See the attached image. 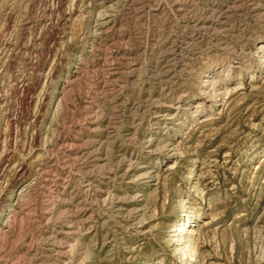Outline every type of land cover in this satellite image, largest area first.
Wrapping results in <instances>:
<instances>
[{"label":"rangeland","instance_id":"374dc122","mask_svg":"<svg viewBox=\"0 0 264 264\" xmlns=\"http://www.w3.org/2000/svg\"><path fill=\"white\" fill-rule=\"evenodd\" d=\"M95 1L0 0V264H264V0Z\"/></svg>","mask_w":264,"mask_h":264},{"label":"bare ground","instance_id":"6f19581e","mask_svg":"<svg viewBox=\"0 0 264 264\" xmlns=\"http://www.w3.org/2000/svg\"><path fill=\"white\" fill-rule=\"evenodd\" d=\"M97 1V0H96ZM95 1V2H96ZM95 2L93 3V4H95ZM101 3V2H100ZM142 3V2H141ZM92 4V5H93ZM102 6V8L104 7L103 6V4L102 5H100V6H98V7H101ZM112 8H116V7H114V6H110V7H107L104 11H102L101 13H99V15H98V19H97V24L96 25H98V26H100V25H107V24H109L110 23V19H111V12H110V9L111 10H113ZM100 21H102L101 23H100ZM97 26V27H98ZM95 33V32H94ZM95 37V36H94ZM259 50H264V46H262V47H260L259 48ZM70 83V82H69ZM50 145V144H49ZM49 149H47V151H48ZM48 154V153H47ZM17 166V168H18V170H21L23 167H22V164H18V165H16ZM16 168V167H15ZM24 169V168H23ZM22 172V171H21ZM48 174V173H47ZM11 182V181H10ZM35 183H36V180H35ZM28 184V183H27ZM26 184V185H27ZM30 184H28L27 186H29ZM33 186H34V183H33ZM31 187V186H30ZM30 187H29V190H30ZM27 188H26V186L24 185V187L22 188V189H20V191L19 192H14V191H12V193L9 195V199H10V201L11 200H14V202L13 203H11L10 204V201L8 202L9 203V209L8 210H5L4 212H3V216H4V220L3 221H1L0 222V235L1 234H3L5 231H6V229L8 228V226H10L9 224H10V220L11 219H13L15 216H17V215H15V212H16V208H17V206L19 205V202H20V200H21V198H23V195H24V193H25V190H26ZM33 189V188H32ZM28 191V190H27ZM1 194H2V192H1ZM27 194V193H26ZM3 196L4 195H0V200H2V198H3ZM25 196H27V195H25ZM25 198V197H24ZM7 199V198H6ZM3 202V201H2ZM24 202V201H23ZM22 203V202H21ZM51 203V202H50ZM20 205H23L24 206V204L22 203V204H20ZM19 207V206H18ZM28 207V206H27ZM21 208V207H20ZM22 208H24V207H22ZM22 210V209H21ZM18 211V210H17ZM16 214H17V212H16ZM29 214V213H28ZM15 219V218H14ZM12 222V221H11ZM183 224L185 225H187V224H190L189 223V219H187V221L185 222H183ZM182 224V225H183ZM73 226V225H72ZM181 227L182 226H180V228H178L179 229V231H180V229H181ZM189 233H191V232H189ZM5 235V234H4ZM55 236V235H54ZM180 240V239H179ZM189 241V240H188ZM185 245V244H184ZM185 247V246H184ZM187 248H189V246L187 247ZM180 250V249H179ZM191 251L192 252H195V249L194 248H192L191 249ZM189 260L190 261H195L196 262V264L198 263L197 262V259L195 258V259H193V258H189ZM191 264V263H190ZM199 264V263H198Z\"/></svg>","mask_w":264,"mask_h":264}]
</instances>
